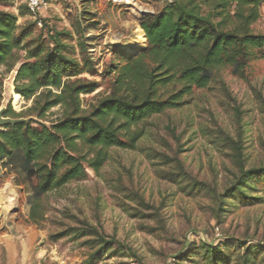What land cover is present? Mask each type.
<instances>
[{"label": "rangeland", "instance_id": "1", "mask_svg": "<svg viewBox=\"0 0 264 264\" xmlns=\"http://www.w3.org/2000/svg\"><path fill=\"white\" fill-rule=\"evenodd\" d=\"M167 1L171 0H50L37 16L43 22L34 34L49 38L63 29L74 31L75 23L81 22L95 62L94 69L80 76L96 82L94 92L81 95L88 108L112 91L114 67L148 46L141 15L161 12ZM23 5L24 0H0V10L16 15ZM260 14L252 29L264 33V3ZM34 21L31 14L18 17L20 25ZM16 52L20 62L15 68H0V107L28 116L36 98L28 100L15 92L17 70L27 54L24 49ZM221 78L223 83L194 88L181 107L143 122L135 149L111 148L98 172L89 168L86 180L50 194L42 225L29 219L36 180L24 173L22 157L0 160V264H205L204 245L224 252L231 246L242 252L252 246L264 249V191L253 192L263 199L250 206L226 196L241 176V167L264 165L261 51L239 72L223 69ZM61 113L54 107L45 123L50 125ZM229 138L241 145L242 166ZM164 155L177 158L197 183L194 194L167 178L178 167ZM77 219L95 225L119 248L118 254L96 261L80 241L52 238Z\"/></svg>", "mask_w": 264, "mask_h": 264}, {"label": "trees", "instance_id": "2", "mask_svg": "<svg viewBox=\"0 0 264 264\" xmlns=\"http://www.w3.org/2000/svg\"><path fill=\"white\" fill-rule=\"evenodd\" d=\"M263 3L171 0L161 12L143 13L139 24L148 46L125 56L124 64L114 67L112 91L88 108L83 106L81 95L94 92L96 82L80 76L94 69L95 62L88 52L81 22L75 23L74 31L63 29L43 38L34 34L36 21L18 24L19 15L29 14L26 5L20 7L19 15L0 10V68L11 72L20 62L16 50L24 49L26 61L17 70L15 92L28 100L36 98L28 116L11 107L6 115L33 116L37 120L0 129V160L21 156L24 173L36 180L30 221L42 225L48 196L86 180L89 168L98 172L111 148L135 149L143 135L139 128L143 122L181 107L194 88L223 83V69L241 71L256 51H261L264 59V33L252 29ZM3 87L0 73V104ZM58 106L61 115L46 124L48 113ZM229 143L242 166L240 143L232 138ZM164 157L178 167L167 178L194 194L197 183L190 180L179 160ZM241 169V176L226 196L237 204L254 205L263 199L253 192L264 191V165ZM65 237L88 247L90 258L96 261L119 252L95 225L80 219L52 235L55 241ZM203 248L205 264H264L263 248L247 247L244 252L237 246L226 252L213 245Z\"/></svg>", "mask_w": 264, "mask_h": 264}, {"label": "built area", "instance_id": "3", "mask_svg": "<svg viewBox=\"0 0 264 264\" xmlns=\"http://www.w3.org/2000/svg\"><path fill=\"white\" fill-rule=\"evenodd\" d=\"M25 5L28 7L29 14L36 18L38 25L42 26V19H37V16L41 15L43 10H46L50 0H24Z\"/></svg>", "mask_w": 264, "mask_h": 264}, {"label": "water", "instance_id": "4", "mask_svg": "<svg viewBox=\"0 0 264 264\" xmlns=\"http://www.w3.org/2000/svg\"><path fill=\"white\" fill-rule=\"evenodd\" d=\"M7 106H1L0 107V127L6 126V125H15L18 123L23 122H29L31 120H37L36 117L29 116V117H12L6 115L7 112Z\"/></svg>", "mask_w": 264, "mask_h": 264}, {"label": "bare ground", "instance_id": "5", "mask_svg": "<svg viewBox=\"0 0 264 264\" xmlns=\"http://www.w3.org/2000/svg\"><path fill=\"white\" fill-rule=\"evenodd\" d=\"M16 98H17V100H20V95H17ZM10 190H11V189H10ZM5 192H6V191H5ZM7 212H8V211H7Z\"/></svg>", "mask_w": 264, "mask_h": 264}]
</instances>
